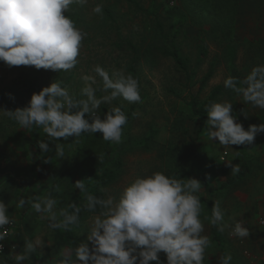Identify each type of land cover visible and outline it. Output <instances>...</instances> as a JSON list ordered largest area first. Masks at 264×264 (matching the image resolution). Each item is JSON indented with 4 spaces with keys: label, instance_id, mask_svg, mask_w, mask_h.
<instances>
[{
    "label": "clouds",
    "instance_id": "clouds-1",
    "mask_svg": "<svg viewBox=\"0 0 264 264\" xmlns=\"http://www.w3.org/2000/svg\"><path fill=\"white\" fill-rule=\"evenodd\" d=\"M88 3L89 0H0V61L9 68L34 66L36 70L71 72L79 63L88 34L67 13L74 4L83 7ZM91 11L102 16L103 4H95ZM92 71L95 75L81 76L83 87L79 94L63 80L55 79L49 86L33 92L25 107L0 109V115L24 129H42L48 140L39 142L41 153L52 151V142H57L55 155L61 159L65 153L60 138L68 141L72 137L76 142L84 134L99 132L104 141L120 144L128 124L123 106L110 107L103 117L99 109L101 104H111L118 98L128 104L142 103L140 82L122 70L110 73L101 65H95ZM223 84L253 108L264 109V65L254 66L242 80L228 76ZM97 92L102 95L98 96ZM8 96L14 99L11 93ZM205 111L208 139L225 149L251 145L258 134L264 133V122L250 124L245 129L228 100L212 101ZM227 165L233 175L239 173V164L228 162ZM73 186L86 192L82 180ZM54 190L59 192V186ZM201 190L199 179L177 178L157 170L145 171L128 180L116 196L101 198L87 194L83 209L96 214L90 218L83 234L85 239L75 248L61 252L56 264H165L161 253L166 257V264H205L206 252L212 243L205 234V220L220 232L231 227L229 235L238 238L249 237L250 231L243 221L229 225L220 201H214L211 218L202 219L198 195ZM25 203L21 198L16 207L23 208ZM28 203L48 221L51 230L71 231L81 227L82 208L75 203L57 209V200L51 194ZM8 208L0 200V253H3L8 226L13 223ZM43 247L45 243L40 237L25 239L23 251L9 255L14 264H26ZM0 264L8 262L0 261ZM218 264H232V255L222 254Z\"/></svg>",
    "mask_w": 264,
    "mask_h": 264
},
{
    "label": "rangeland",
    "instance_id": "rangeland-1",
    "mask_svg": "<svg viewBox=\"0 0 264 264\" xmlns=\"http://www.w3.org/2000/svg\"><path fill=\"white\" fill-rule=\"evenodd\" d=\"M107 1L89 0V3L83 7L77 5V10L82 11L85 20L76 21V25L88 35L83 41L79 63L71 72L36 70L34 66L9 68L0 61V109L15 110L25 107L34 92L32 88L35 80L40 90L49 86L55 79L63 80L73 92L79 94L83 87L81 76L95 75L92 71L95 65H101L110 73L113 70H122L125 75H133L140 82L142 103L128 104L118 98L111 104L100 106L109 109L114 105H122L127 115L132 114L130 123L124 130L122 142L113 143L116 150L124 147L123 168L119 180L105 190L106 196H116L128 180L145 171L160 170L177 178L200 180L202 177L200 171L203 170L209 190L202 184V190L198 193L204 200L201 201V218L207 216L210 219L208 204L220 201L222 209L225 210L227 223L233 225L237 220L243 221L244 226L250 231L249 237L238 238L229 235L231 227L226 228L223 232L224 247L222 249L213 242L211 225L208 220H205V234L212 241L206 252L205 264H218V258L224 250L226 252L224 255L229 253L232 255V264H264V133L258 134L251 145H233V149H225L208 139L207 127H205L196 140L201 159L197 162L189 150V142L196 137L198 123L190 116L186 108L191 95H199L204 100L213 88L224 85L223 81L226 77L239 75L243 79L254 66L264 65V44H262L264 42V0H241L233 31V39L237 46L235 63L233 66L230 65L223 58L221 51L211 45L209 56L201 66L198 79L205 75L212 62L216 63L215 74L201 91L200 84L189 91L185 87L184 76L170 60L162 59L156 66L138 65L135 66V73L131 72L128 68L130 65L128 54L120 51L114 43L119 40L117 30L108 27L97 29L96 24L103 20H98L97 23L93 20L96 14L92 13L91 8L97 3L104 5ZM159 2L164 9L168 10L180 4V0H159ZM201 2L206 3L205 5L212 4L209 0ZM209 10L211 8L207 6L203 14L194 15L189 19L190 32L193 35L202 30H209L208 19L212 16ZM122 11L129 13L123 20H119L121 26L122 23L127 24L122 27V34L127 36L141 33L146 25L145 21L141 20L142 17H135V14L127 8H123ZM173 18L175 17L165 13L164 23L175 25ZM230 19L229 16L227 20ZM183 49L194 57L193 41L188 39ZM9 93L14 99L9 98ZM97 95L100 96L102 93L97 92ZM224 100L233 104L234 114L245 129L250 124L264 122V109L253 108L245 103L239 94L232 91L231 96L225 94L219 99V101ZM133 113L136 115L134 116ZM153 133L155 136L148 142L147 147L140 145L141 141L149 139ZM40 134L47 137L42 129ZM72 139L74 138L70 137L68 141L62 138L59 140L63 143L65 153L63 159L55 155L54 145L57 142H52V151L38 157L37 151L31 146L30 128H21L13 120L0 115V165H5L2 170L5 178L0 181V191L3 194L4 187L3 192L15 193L14 178L26 187L21 188V191L17 190L14 198L18 200L23 198L26 201L21 209L30 212L31 225L34 227L29 239L35 235V238L40 237L45 243V247L37 249L38 254H32L31 260L36 264H41V259L46 260V258L49 259V263L55 264L60 253L68 249L62 237V229H49L48 221L34 212L28 201L48 194L56 199L57 193L53 184L63 174L73 183L82 180L80 173L84 172L88 166L79 163V146L72 142ZM123 142L124 146H122ZM228 162L239 164V173L233 175L227 165ZM239 174L243 177L237 183L222 187L228 180ZM9 215L15 216V211L10 210ZM89 225L90 219L82 223L80 228L74 229L79 242L85 239L83 234ZM160 256L166 264L164 254L161 253ZM31 260L29 263L32 264Z\"/></svg>",
    "mask_w": 264,
    "mask_h": 264
},
{
    "label": "trees",
    "instance_id": "trees-1",
    "mask_svg": "<svg viewBox=\"0 0 264 264\" xmlns=\"http://www.w3.org/2000/svg\"><path fill=\"white\" fill-rule=\"evenodd\" d=\"M115 0L111 2L108 0L103 5V15H96L93 20H103L96 24L97 29L112 28L117 30L119 40L114 42L120 51H125L129 58V70L135 73V66L149 65L156 66L160 60L166 59L172 61L177 67L178 71L184 76L185 87L190 91L195 85L200 84V91L203 90L215 74L216 63H210V68L205 75L198 79V74L201 66L209 56L211 45L215 46L222 53L223 58L230 64L234 65L237 56V46L233 39L234 25L239 14L241 0H209L212 4H202L193 0H180V4L171 10L164 9L159 0ZM205 1V0H204ZM124 6H123V5ZM209 6L212 15L208 20L210 24L209 30H202L197 34H192L190 18L194 15L203 14L205 9ZM77 5L70 7V12L67 14L76 22L78 20H85L82 11L77 10ZM129 9L135 14V17H142L145 21L143 31L138 34H131L124 36L122 34V27L126 23H121L129 13H125L122 9ZM226 9V11H223ZM168 14L175 21V25H168L164 23V14ZM224 14L226 18L224 19ZM230 20H227L228 17ZM101 31V30H99ZM190 39L195 45L194 57L191 53L184 51V46L187 45V40ZM91 41V38H90ZM211 43V44H210ZM264 44V42L262 43ZM241 79V76H236ZM242 80V79H241ZM66 84V83H65ZM33 91H40L36 80L33 82ZM228 94L231 96L232 91L226 89L224 85L216 86L212 89L210 95L202 100L199 95H191L190 101L186 105L190 116L198 123V130L196 137L189 142V150L194 157V160L200 162V154L196 143L197 138L202 134L203 129L207 125V113L205 111L206 105L212 101H219L221 96ZM108 110L107 107L102 106L99 109V114H103ZM133 112V110H132ZM132 114H128V124L130 123ZM124 127V130L128 126ZM41 129L36 127L30 128L31 146L37 151L38 157L43 156L39 149L40 141H47L48 137L41 136ZM153 133L149 139L140 142V145L146 146L148 142L153 139ZM73 142V139H72ZM78 145V160L81 165H87L88 168L81 172L82 181L86 186V192H81L73 186V181L68 179L65 174L61 175L57 181L54 182L53 187L59 186L60 191L57 192L56 208L67 207L70 203H75L81 206L80 214L81 224L88 221L96 213H90L83 209L86 203L87 194H92L97 197L106 198L105 190L115 184L119 180L120 173L123 168L122 153L123 149L113 147V143L104 141L102 135L97 132L94 135L84 134L78 141L74 142ZM124 146V142L122 143ZM201 172L200 181L209 190L203 170ZM242 174L235 176L228 180L222 187L237 183ZM201 201H204L201 199ZM213 203H209V211L211 218V209ZM99 208H97V213ZM75 229V228H74ZM74 229L67 231L62 229V237L66 243L67 248H75L79 241L75 236ZM213 242L224 247L223 232L218 231L216 226L211 225ZM225 250L223 254H225Z\"/></svg>",
    "mask_w": 264,
    "mask_h": 264
},
{
    "label": "crops",
    "instance_id": "crops-1",
    "mask_svg": "<svg viewBox=\"0 0 264 264\" xmlns=\"http://www.w3.org/2000/svg\"><path fill=\"white\" fill-rule=\"evenodd\" d=\"M4 168H5V165H0V181L5 178V174H2V170H4ZM14 179H15V181L13 183H14V186L16 188L15 193L17 194V190L21 191V188H26V187L24 185H21V183L16 178H14ZM4 190H5V188L3 187V191ZM3 191H2L3 194H1V191H0V200H3L5 203H7L9 205L8 211H10V210L15 211V216L14 215L13 216L9 215V216L15 220L16 228H15V234L11 238V243L15 246V248H14V250H12V249L9 250L4 255H0V261L6 260L8 262V264H14V261L12 260V257H11V255H9V253L13 252V251L17 252V253L20 251H23L24 240L29 239V235L33 234L34 227H32V225H31L30 212H28V210L24 211L21 208L16 207V204L19 200H18V198L17 199L14 198L15 193L14 192L13 193H5ZM30 238L35 239V235L31 236ZM36 254H38V251L36 252ZM31 259H32V257H31ZM48 260H49L48 258H46V260L41 259V264H44V263L45 264H51L48 262ZM31 262H32V260H31ZM26 264H31V263H29V261H28V262H26ZM32 264H36V263L32 262Z\"/></svg>",
    "mask_w": 264,
    "mask_h": 264
},
{
    "label": "built area",
    "instance_id": "built-area-1",
    "mask_svg": "<svg viewBox=\"0 0 264 264\" xmlns=\"http://www.w3.org/2000/svg\"><path fill=\"white\" fill-rule=\"evenodd\" d=\"M12 220H13V223L10 226H8L9 231H8V235H7V237H6L5 241H4L3 253H0V255L6 254L11 249L14 250L13 246H12L13 244L11 243V238L14 235V231H15V228H16V223H15V220L13 218H12ZM246 255H247V253H246Z\"/></svg>",
    "mask_w": 264,
    "mask_h": 264
}]
</instances>
